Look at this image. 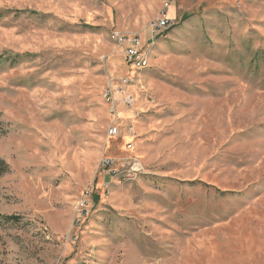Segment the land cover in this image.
Masks as SVG:
<instances>
[{"label": "rangeland", "instance_id": "374dc122", "mask_svg": "<svg viewBox=\"0 0 264 264\" xmlns=\"http://www.w3.org/2000/svg\"><path fill=\"white\" fill-rule=\"evenodd\" d=\"M166 1L0 0V264H264V0H176L135 69Z\"/></svg>", "mask_w": 264, "mask_h": 264}, {"label": "built area", "instance_id": "2783aa9c", "mask_svg": "<svg viewBox=\"0 0 264 264\" xmlns=\"http://www.w3.org/2000/svg\"><path fill=\"white\" fill-rule=\"evenodd\" d=\"M176 0H167L166 5L163 9V13L159 16V19L153 21V24H151V36L148 41H144L139 35L130 36V35H119L116 34L114 36V40L121 49L124 58L126 59L127 63L137 69L138 68V56H140L143 53V49L145 47H148V44H150L151 41H156V36H158L159 33L167 31L169 29V26L175 23V20L172 19L169 15V9L171 5L175 6ZM125 86V85H122ZM128 86H126V89ZM123 92L124 88H123ZM122 92V93H123ZM110 97L112 96V93H107ZM119 104V102H118ZM122 106L124 109L132 111L134 108V98L132 96H127L122 101ZM114 106V123H113V131H110V135L112 137L121 136V131L116 126L117 124V112L119 110L118 105ZM128 132L131 134V127H129ZM129 148L132 149V145L129 144ZM111 165L110 161L105 162L104 168H107ZM125 170V176H131V179H135V173H145V168L140 162H135V159H130L129 163L126 164L123 168ZM113 175H116V171H112Z\"/></svg>", "mask_w": 264, "mask_h": 264}, {"label": "trees", "instance_id": "16d2710c", "mask_svg": "<svg viewBox=\"0 0 264 264\" xmlns=\"http://www.w3.org/2000/svg\"><path fill=\"white\" fill-rule=\"evenodd\" d=\"M9 171H10L9 165H7L4 161L0 160V176H3L5 174L9 173ZM0 219L2 221H4L5 223H18V222H20L18 217H0Z\"/></svg>", "mask_w": 264, "mask_h": 264}, {"label": "bare ground", "instance_id": "6f19581e", "mask_svg": "<svg viewBox=\"0 0 264 264\" xmlns=\"http://www.w3.org/2000/svg\"><path fill=\"white\" fill-rule=\"evenodd\" d=\"M172 27V25L169 26V29ZM167 29V31L169 30ZM167 31L161 32L158 34V36H156V38H158L159 36L164 35ZM145 50H143V53L138 56V68H146L147 67V60L145 58Z\"/></svg>", "mask_w": 264, "mask_h": 264}]
</instances>
